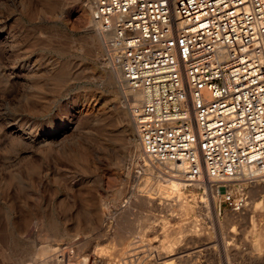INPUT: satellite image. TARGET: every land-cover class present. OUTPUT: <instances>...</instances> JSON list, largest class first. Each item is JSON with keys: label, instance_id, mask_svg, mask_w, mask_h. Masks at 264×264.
Instances as JSON below:
<instances>
[{"label": "rangeland", "instance_id": "obj_1", "mask_svg": "<svg viewBox=\"0 0 264 264\" xmlns=\"http://www.w3.org/2000/svg\"><path fill=\"white\" fill-rule=\"evenodd\" d=\"M84 4L0 0V264H264V178L230 223L210 191L144 172Z\"/></svg>", "mask_w": 264, "mask_h": 264}, {"label": "built area", "instance_id": "obj_2", "mask_svg": "<svg viewBox=\"0 0 264 264\" xmlns=\"http://www.w3.org/2000/svg\"><path fill=\"white\" fill-rule=\"evenodd\" d=\"M153 164L249 205L264 178V0H93Z\"/></svg>", "mask_w": 264, "mask_h": 264}, {"label": "bare ground", "instance_id": "obj_3", "mask_svg": "<svg viewBox=\"0 0 264 264\" xmlns=\"http://www.w3.org/2000/svg\"><path fill=\"white\" fill-rule=\"evenodd\" d=\"M84 6H85V8H86V10L88 11L87 12V15H85L84 16V18H85V20L86 21H88V22H91V21H95L96 22V24L98 25V27H93V26H95V25H93V26H91L92 28H91V30L94 32V33H99V35H100V37H102V39H103V41H105L106 39H107V35L105 34V33H103L102 32V26H101V24L99 23V22H97L95 19H94V16H93V11H94V4H93V0H86V4H84ZM81 7V6H80ZM83 8V7H82ZM81 8V9H82ZM84 8V9H85ZM83 10V9H82ZM81 10V11H82ZM85 12V11H84ZM90 30V31H91ZM101 41V40H100ZM99 43V42H98ZM102 44H103V42H102ZM112 70V69H111ZM113 71H114V76H111V79H110V83L111 84H115V85H117V82L120 84V87L121 88H119V89H121V92L122 93H124V95L125 96H127V95H129V93H130V91H129V89L127 90L126 89V86H125V84H124V81H123V78L121 77V75H122V73L119 71V70H116V69H114L113 68ZM112 71V72H113ZM118 87V86H117ZM120 93V92H119ZM117 103V102H116ZM116 103H114V105H113V108L114 109H116V110H119V108L117 107V104ZM129 111V110H128ZM129 114V113H128ZM130 117H131V115H130ZM133 119V118H132ZM125 121L127 122V125L128 124H130V123H132V125H133V127L134 126H136V125H134L133 124V120H131V118L129 119L127 116H126V114H125ZM132 121V122H131ZM132 127V128H133ZM131 128V127H130ZM136 128V127H135ZM127 129H128V126H127ZM137 129V128H136ZM129 131V130H128ZM135 132V131H134ZM137 133H138V131H137ZM134 143H135V146L138 148V151L137 152H139V157H140V160H141V162H142V166H143V170H144V172H147V171H149V173H152L153 175H156L157 177H159V178H161V179H163L164 181H174L175 183H176V185L177 184H182L183 186H187L188 184H190V185H194V186H197V187H200L201 186V183L200 182H196V181H191L190 183H187L188 182V180L183 176V174L182 173H180L179 171H177V170H175V169H173L172 168V166H170V165H158V164H153L150 160H149V158L147 157V155L145 154V152H144V150H143V147H142V144H141V142H140V139H139V136H136L135 138H134ZM132 141V142H133ZM132 144V143H131ZM165 170V171H164ZM168 172H170V174L168 173ZM171 172H172V174H171ZM139 174V173H138ZM166 175H169L170 177H167ZM179 176H183L184 177V180H186V183L185 182H183V181H178V180H176V179H178V178H176V177H179ZM154 177V176H153ZM173 177H175V178H173ZM146 179V178H145ZM181 180V179H180ZM144 183V182H143ZM164 183V182H163ZM142 185V184H141ZM144 185V184H143ZM142 185V186H143ZM155 186V185H154ZM256 187V186H255ZM254 187V191L256 190V188ZM143 188V187H142ZM247 188L248 187H246V192L248 193V190H247ZM146 191V190H145ZM259 191V190H258ZM257 191V192H258ZM166 194L168 193V191L167 192H165ZM255 193V192H254ZM139 194H142V193H139ZM207 195V193H205V196ZM140 196V195H139ZM146 196V195H145ZM212 196L216 199V201H218L219 200V196L215 193V192H212ZM141 197V196H140ZM178 197H180V196H178ZM255 197V196H254ZM150 198V197H149ZM143 200L145 201V200H147V197H143ZM153 201V200H152ZM142 204V203H141ZM147 205V204H146ZM256 205H254L253 204V206L251 207V208H249V210H248V212H247V214H245L246 216H248V215H250V213L251 212H254L255 211V208H257V206L255 207ZM144 207V206H143ZM153 207V206H152ZM243 211V210H242ZM126 212V211H125ZM240 213H242L241 211H238V212H232V215L230 216V218H228V221L231 223V222H233L236 218H238V215H236V214H240ZM245 213V212H244ZM243 214V213H242ZM255 215V214H254ZM240 217H242L241 216V214H240ZM254 217H257V216H254ZM249 218V217H248ZM239 219V218H238ZM243 220H245V219H243ZM240 222H242V221H240ZM169 226V225H168ZM168 228V227H167ZM190 228V227H189ZM192 230H194V229H192ZM165 231V230H164ZM167 231V230H166ZM261 232H259V234H260ZM263 234V233H262ZM181 235V234H180ZM179 236V235H178ZM260 237V236H259ZM262 237V236H261ZM89 238V237H88ZM177 238V237H176ZM81 239V238H80ZM262 239V238H261ZM92 240V239H91ZM171 240V239H170ZM85 241V240H84ZM173 243V242H172ZM81 245L82 244H84V243H80ZM86 244V243H85ZM170 246V245H169ZM258 246V245H257ZM48 247V246H47ZM52 247V246H51ZM44 248V247H43ZM53 248V247H52ZM172 248V247H171ZM261 248V247H260ZM45 249V248H44ZM43 249V250H44ZM174 249V248H173ZM42 250V249H41ZM47 250V249H46ZM46 250L44 251V252H46ZM49 250H51V249H49ZM165 252H167V251H165ZM183 252V251H182ZM181 253V252H180ZM162 254V253H161ZM63 255V254H62ZM60 256V255H59ZM159 257L161 258L162 256L159 254ZM58 257H56V259H57ZM60 258V257H59ZM71 258V257H70ZM49 259V258H48ZM46 260L45 261V264H49V260ZM53 259V258H52ZM55 259V260H56ZM66 259V258H65ZM86 260V263L85 264H94L95 262H96V260H97V258H94V257H86L85 258ZM51 260V259H50ZM84 260V259H83ZM167 260V259H166ZM62 260H60V259H57V261L55 262V261H53V262H55L56 264H61L60 262H61ZM84 261V262H85Z\"/></svg>", "mask_w": 264, "mask_h": 264}]
</instances>
